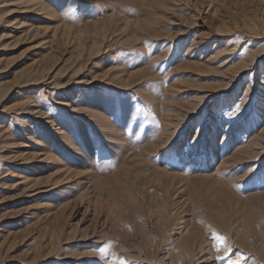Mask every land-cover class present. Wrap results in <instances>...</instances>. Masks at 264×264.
<instances>
[{
  "label": "rangeland",
  "instance_id": "1",
  "mask_svg": "<svg viewBox=\"0 0 264 264\" xmlns=\"http://www.w3.org/2000/svg\"><path fill=\"white\" fill-rule=\"evenodd\" d=\"M0 264H264V0H0Z\"/></svg>",
  "mask_w": 264,
  "mask_h": 264
},
{
  "label": "snow or ice",
  "instance_id": "2",
  "mask_svg": "<svg viewBox=\"0 0 264 264\" xmlns=\"http://www.w3.org/2000/svg\"><path fill=\"white\" fill-rule=\"evenodd\" d=\"M235 110H236L237 112L239 111V105H236V106H235ZM220 259L223 260L224 258L221 257Z\"/></svg>",
  "mask_w": 264,
  "mask_h": 264
}]
</instances>
